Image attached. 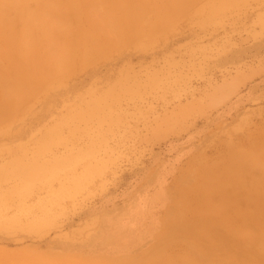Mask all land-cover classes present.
<instances>
[{"label": "rangeland", "instance_id": "1", "mask_svg": "<svg viewBox=\"0 0 264 264\" xmlns=\"http://www.w3.org/2000/svg\"><path fill=\"white\" fill-rule=\"evenodd\" d=\"M55 1L86 25L83 0ZM160 2L137 0L151 10ZM171 24L149 42L79 61L1 125L0 264H154L192 253V229L177 224L199 221L197 176L264 129V0ZM6 49L0 37L8 72ZM250 73L222 105L187 111Z\"/></svg>", "mask_w": 264, "mask_h": 264}, {"label": "bare ground", "instance_id": "2", "mask_svg": "<svg viewBox=\"0 0 264 264\" xmlns=\"http://www.w3.org/2000/svg\"><path fill=\"white\" fill-rule=\"evenodd\" d=\"M83 1L79 7L87 17L86 25L80 24L74 14L56 11L55 0H0V37L12 68L0 71V127L16 116L21 103L36 88L48 89L60 83L79 61L81 65L91 64L112 50L149 42L164 25L172 26L178 16L213 15L236 0H161L152 10L137 0ZM133 2L141 7L128 5ZM90 6L97 7L99 21L91 19ZM15 20L20 23L18 29ZM66 21L75 22L76 30L69 29ZM5 24H9V32L3 31ZM59 33L70 35L60 41ZM253 77V73L239 75L220 84L207 105L190 106L187 111L222 105ZM235 148L227 158L197 176L196 187L202 193L195 211L199 221L182 220L177 224L179 233L190 234L192 229V237H186L191 239L192 249L188 250L192 253L160 258L154 264H264V129L248 146ZM120 241L118 238L115 242L117 248L123 246ZM160 256L159 252L155 257Z\"/></svg>", "mask_w": 264, "mask_h": 264}]
</instances>
